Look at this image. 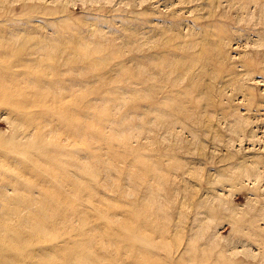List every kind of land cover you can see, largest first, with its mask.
<instances>
[{"label": "rangeland", "instance_id": "rangeland-1", "mask_svg": "<svg viewBox=\"0 0 264 264\" xmlns=\"http://www.w3.org/2000/svg\"><path fill=\"white\" fill-rule=\"evenodd\" d=\"M0 140V264H264V0H0Z\"/></svg>", "mask_w": 264, "mask_h": 264}, {"label": "bare ground", "instance_id": "bare-ground-1", "mask_svg": "<svg viewBox=\"0 0 264 264\" xmlns=\"http://www.w3.org/2000/svg\"><path fill=\"white\" fill-rule=\"evenodd\" d=\"M2 52H3V51H2ZM20 52H21V50H20ZM22 52H23V51H22ZM24 53H25V52H24ZM24 53H22V54H24ZM7 54H8V53H7ZM19 54H20V53H19ZM22 54H20V55H22ZM33 54H34V53H33ZM28 55H29V54H28ZM31 55H32V54H31ZM29 56H30V55H29ZM17 57H18V56H17ZM47 59H48V58H47ZM68 59H69V58H68ZM48 60H49V59H48ZM17 61H18V60H17ZM32 61H33V60H32ZM19 62H20V61H19ZM21 62H22V60H21ZM21 62H20V63H21ZM24 62H26V60H25ZM43 62H44V61H43ZM50 62H51V60H50ZM46 63H47V61H46ZM21 64H23V63H21ZM21 64H19V66H20ZM24 64H25V63H24ZM26 64H27V62H26ZM47 64H48V63H47ZM17 65H18V64H17ZM14 66H15V65H14ZM23 66H24V65H23ZM12 67H13V66H12ZM7 68H8V67H7ZM49 68H50V67H49ZM162 68H163V67H162ZM162 68H161V70H163ZM181 71H182V70H181ZM178 72H179V74L181 73L179 70H178ZM173 73H174V72H173ZM168 74H169V73H168ZM171 74H172V73H170V75H171ZM174 74H175V73H174ZM172 75H173V74H172ZM176 76H177V74H176ZM181 76H184V72L182 73V75H180V77H181ZM176 78H177V77H176ZM178 79H179V77H178ZM154 85H155V84H154ZM157 86H158V85H157ZM154 87H155V86H154ZM157 90H158V88H157ZM159 90H160V89H159ZM54 101L56 102V100H54ZM30 102H31V101H30ZM30 102H29V104H30ZM34 104H35V103H34ZM21 105H22V104H21ZM25 105H26V104H25ZM30 105H31V104H30ZM30 105H29V106H30ZM15 106H16V105H15ZM17 106H18V105H17ZM17 106H16V107H17ZM19 106H20V105H19ZM31 106H32V105H31ZM31 106H30V108L33 109V108H32L33 106H32V107H31ZM35 106H36V105H35ZM177 106H178V105H177ZM179 106H180V105H179ZM179 106H178V107H179ZM23 107H24V106H23ZM42 107L47 108L48 106H45V105H44V106H42ZM8 108H10V107H8ZM17 108H18V107H17ZM24 108H25V110H24V109H23V110L26 111V107H24ZM181 108H182V106H180L178 109H181ZM18 109L21 110L20 107H19ZM18 109H17V110H18ZM42 109H43V108H42ZM75 109H76V108H75ZM77 109H78V108H77ZM15 110H16V109H15ZM46 110H47V109H46ZM46 110H45V111H46ZM50 110H51V109H50ZM50 110H49V111H50ZM53 110H54V109H53ZM31 111L34 112L35 110H34V111L31 110ZM31 111H30V112H31ZM74 111H75V110H74ZM9 112H11V110H9ZM17 112H18V111H17ZM19 112H21V111H19ZM35 112L37 113V111H35ZM79 112H80V111H79ZM160 112L162 113V111H160ZM21 113H24V112L22 111ZM26 113H28V112H26ZM36 113H33V114H35V116H37ZM44 113H47V112H44ZM44 113L42 112L43 115H44ZM70 113H71V112H70ZM70 113H69V114H70ZM74 113H77V112L75 111ZM80 113H82V111H81ZM163 113H164V112H163ZM163 113H162V114H163ZM168 113H172V111H171V112L169 111ZM33 114H32V115H33ZM47 114H48V113H47ZM49 114H51V112H49ZM53 114H55V113H53ZM56 114H57V116L59 115L58 112H57ZM80 115H81V114H80ZM82 115H83V114H82ZM82 115H81V116H82ZM60 116H62V115L60 114ZM60 116H59V117H60ZM77 116L80 117L79 115H77ZM9 117H10V114H9ZM15 117H16V116H15ZM31 117H32V116H31ZM37 117H38V116H37ZM40 117H41V116H40ZM44 117H45V116H44ZM22 118H23V117H21V118L19 119V118L17 117V118H15V120H17V119H18V120H22ZM28 118H30V117H28ZM57 118H58V117H57ZM62 118L65 119L64 117H62ZM10 119L12 120V119H13V116L10 117ZM24 119H25V117L23 118V121H24ZM32 119H34V118H32ZM53 119H55V118H53ZM63 119L58 118L59 121H61V120H63ZM66 119H67V117H66ZM79 119H80V118H79ZM13 120H14V119H13ZM13 120H12V121H13ZM58 120H57V122H59ZM67 120H68V119H67ZM69 120H70V119H69ZM73 120H74V119H73ZM12 121H11V123H13ZM38 121H39V120H38ZM38 121H37V122H38ZM63 121H64V120H63ZM79 121H80V120H79ZM79 121H77V122H79ZM29 122H30V121H29ZM33 122H34V121H33ZM43 122H44V121H42V123H43ZM48 122L50 123V121H48ZM53 122H54V121H53ZM53 122H52V125H53ZM70 122H71V121H70ZM15 123H16V122H15ZM15 123H14V124H15ZM19 123H20V122H19ZM44 123H45V122H44ZM46 123H47V122H46ZM73 123H74V122H73ZM80 123H82V121H81ZM14 124H13V125H14ZM16 124H17V123H16ZM20 124H21V123H20ZM26 124H27V125L30 124V126L32 125L31 122H30L29 124H28V122H27ZM38 124H39V123H38ZM60 124H61V122H60ZM62 124H65V122H62ZM67 124H68V123H67ZM75 124H76V121H75ZM77 124H78V123H77ZM33 125H35V127L37 128V124H35V122L33 123ZM33 125H32V127H33ZM52 125H51V127H52ZM58 125H59V124H58ZM58 125H57V123H56V126H58ZM14 126H15V125H14ZM16 126H17V125H16ZM20 126L22 127V124H21ZM42 126H44V125L42 124ZM53 126H55V125H53ZM56 126H55V127H56ZM60 126H62V125H60ZM68 126H69V125H68ZM75 126H76V125H75ZM79 126H81V124L78 125V126H76V127L79 128V130L82 129V126H81V127H79ZM18 127H19V126H18ZM21 127H20V128H21ZM25 127H26V126H25ZM45 127H46V124H45ZM55 127H52V128H53L52 133H53L54 130L57 128V127H56V128H55ZM76 127H75V128H76ZM15 128H16V127H15ZM20 128H19V129H20ZM28 128H29V126H28ZM38 128H39V126H38ZM46 128H47V127H46ZM54 128H55V129H54ZM62 128H63V127H62ZM68 128H70V126H69ZM26 129H27V127L25 128V130H26ZM29 129H30V128H29ZM41 129L43 130V128H41ZM13 130H14V129H13ZM20 130H21V129H20ZM51 130H52V129H51ZM71 130H72V126H71ZM71 130H70V131H71ZM23 131H24V129H23ZM23 131H22V132H23ZM44 131H45V130H44ZM49 131H50V130L47 129V132H49ZM75 131H77V130H75ZM15 132H16V130H15ZM22 132H21V133H22ZM26 132H27V131H26ZM37 132H39V131H37ZM30 133H31V130H30ZM30 133H29V134H30ZM40 133H41V131H40ZM42 133H43V132H42ZM45 133H46V132H45ZM45 133L43 134V136H44V135H45V136H46V135H49V134H47V133L45 134ZM72 133H73V130H72ZM74 133H75V132H74ZM76 133H77V132H76ZM18 134H19V133H18ZM38 134H39V133H38ZM68 134H69V133H68ZM68 134H67V135H68ZM21 135H22V134H21ZM40 135H41V134H40ZM65 135H66V134H65ZM15 136H16V135H14V137H15ZM36 136H37V135H36ZM73 136H74V135H73ZM26 137L28 138V136H26ZM70 137H71V136H70ZM70 137L67 136V138H70ZM74 137H75V136H74ZM27 138H26V139L24 138L23 141L25 142V141L27 140ZM33 138H34V137H33ZM39 138H40V137H39ZM41 138H43V137H41ZM41 138H40V139H41ZM75 138H78V137H75ZM11 139H12V138H11ZM14 139L18 140L17 138H14ZM28 139H30V138H28ZM37 139H38V138H37ZM40 139H38V140H40ZM44 139H46L45 141L47 142V138L45 137ZM8 140H9V139H8ZM35 140H36V139H35ZM0 141H1V140H0ZM9 141H10V140H9ZM27 141H28V140H27ZM31 141H33V140H31ZM63 141H64V139H63ZM16 142H17V141H16ZM33 142H35V141H33ZM19 143H20V142H19ZM21 143H22V141H21ZM26 143H28V142H26ZM0 144L3 145V142H0ZM14 144H16V143L13 142V144L11 145V149L13 148V145H14ZM31 144H32V143H30V145H31ZM44 144H45V143H44ZM46 144H47V143H46ZM48 144L51 145V142L48 143ZM52 144H53V143H52ZM57 144H58V143H57ZM58 145H59V144H58ZM15 146H16L17 150L14 149V151L16 150L17 153H18V152H19L18 149H19L20 147L18 148L17 145H15ZM20 146H21V144H20ZM24 146H25V145H23V147H24ZM51 146H52V145H51ZM55 146H56V145H55ZM63 146H64V145H63ZM0 147H1V146H0ZM3 147H4V146H3ZM25 147H26V146H25ZM52 147H53V146H52ZM58 147H60V146H58ZM5 148H7V147H5ZM14 148H15V147H14ZM8 149H9V148H8ZM25 149H26V148H25ZM25 149L23 148V150H25ZM1 150H2V149H1ZM1 150H0V152H1ZM23 150L21 149L22 153H18V156H17V153H16V157H20L21 155H22V157H23V153L25 154L24 156H27L26 153H25V152H27V151L23 152ZM59 150H60V151L62 150V146H61V149H59ZM4 151H5V150H4ZM8 151H10V150H8ZM11 151H12V150H11ZM28 152H29V151H28ZM49 152H50V151H49ZM62 152H63V151H62ZM62 152H61V153H62ZM50 153H51V152H50ZM64 153H65V152H64ZM10 154L12 155L11 158H13V155H14V154H12L11 152H10ZM20 154H21V155H20ZM53 154H55V153H53ZM8 155H9V154L7 153V157H8ZM30 155H31V154H30ZM67 155H68V154H67ZM31 156L33 157V155H31ZM54 156H55V155H54ZM75 156L78 157L79 154H78V155H75ZM80 156H81V155H80ZM80 156H79V158H80ZM22 157H21V158H22ZM63 157H64V154H63ZM66 157H67V156H65V158H66ZM77 157H76V158H77ZM25 158H26V157H25ZM36 158H37V157H36ZM36 158H35V159H36ZM79 158H77V159H79ZM1 159H2V158H1ZM3 159H4V156H3ZM13 159H14V158H13ZM16 159H17V158H16ZM16 159H15V160H16ZM22 159H23V158H22ZM26 159H27V158H26ZM9 160H11V159H9ZM9 160H8V161H9ZM31 160H32V159H31ZM33 160H34V158H33ZM55 160H56V159H55ZM22 161L24 162L25 160H22ZM27 161H29V159H28ZM12 162H13V160H12ZM34 162H35V161H34ZM34 162L31 163V164H33L32 166H36V165H35L36 162H35V163H34ZM59 162H60V161H58L57 163H59ZM77 162H78V161H77ZM1 163H3V162H1ZM9 163H10V161L8 162V164H9ZM13 163H15V161H14ZM13 163H12V164H13ZM19 163H20V162H19ZM19 163H18V164H19ZM28 163H29V162H28ZM79 163H81V162H79ZM24 164H25V163H24ZM29 164H30V163H29ZM10 165H11V164H10ZM10 165H9V166H10ZM37 165H38V164H37ZM66 165H67V164H66ZM1 166H2V165H1ZM3 166H4V169L7 170V168H5L7 165H6V166L3 165ZM72 166H73V165H72ZM81 166H82V165H81ZM1 168H2V167H1ZM1 168H0V169H1ZM8 168H9V167H8ZM26 168H27V167H25V169H26ZM33 168H34V167H33ZM73 168H74V167H73ZM2 169H3V168H2ZM2 169H1V170H2ZM35 169H37V168H35ZM56 169H57V168H56ZM77 169H78V167H77ZM79 169H80V168H79ZM5 170H4V171H5ZM17 170H18V168L16 169V171H17ZM20 170H21V169H19V171H20ZM26 170H27V169H26ZM26 170H25V171H26ZM54 170H55V169H54ZM2 171H3V170H2ZM8 171H9V169H8ZM8 171H6V172L8 173ZM22 171H23V170H22ZM22 171L20 172V174H22ZM28 171H30V170H28ZM55 171L58 173L59 170H58V171L55 170ZM11 172H12V171L10 170L9 174H10ZM17 172H18V171H17ZM59 172H60V171H59ZM12 173H13V172H12ZM23 173H25V172H23ZM30 173H31V172H30ZM53 173L55 174V172H53ZM2 174H3V173H2ZM4 174H5V173H4ZM58 174H59V173H58ZM70 174H71V173H70ZM80 174H81V173H80ZM0 175H1V174H0ZM11 175H12V174H11ZM22 175H23V174H22ZM25 175H27V172H26ZM34 175H35V174H34ZM34 175H33V176H34ZM60 175H61V174H60ZM17 176H18V175H17ZM62 176H63V175H62ZM62 176H61V177H62ZM70 176H71V175H70ZM0 177H5V175H4V176H0ZM14 177H15V176H14ZM20 177H21V175H20ZM20 177H19V178H20ZM27 177H28V175H27ZM52 177H53V175H52ZM61 177H60V178H61ZM64 177H65V176H64ZM64 177H63V178H64ZM7 178H8V176H7ZM11 178H12V176H11ZM11 178H10V179H11ZM28 178H29V177H28ZM44 178H45V177H44ZM65 178H66V177H65ZM65 178H64V179H65ZM77 178H78V177H77ZM77 178H76L75 180H77ZM79 178H81V177H79ZM10 179H9V180H10ZM54 179H55V178H54ZM64 179H63V180H64ZM21 180H22V178H21ZM58 180H59V179H58ZM4 181H5V180H4ZM11 181H13V180H11ZM11 181H8V182L10 183ZM14 181H16V180H14ZM66 181H67V180H66ZM70 181H71V180H70ZM8 182H7V183H8ZM18 182H19V181H18ZM18 182L16 181L17 186H18ZM20 182L22 183V181H20ZM24 182L28 183L27 181H24ZM29 182H30V181H29ZM14 183H15V182H14ZM31 183H32V182H31ZM0 184H1V183H0ZM10 184H13V183H10ZM10 184H7L6 186L9 185V187H11ZM73 184H74V183H73ZM76 184H77V183H76ZM79 184H80V183H79ZM79 184H78V185H79ZM13 185H14V184H13ZM13 185H12V187H13ZM21 185H22V184H21ZM31 185H32V184H31ZM33 185H34V182H33ZM33 185H32V186H33ZM6 186H5V187H6ZM24 186H25V185H24ZM35 186H37V185H34L33 187H35ZM5 187H4V188H5ZM9 187H8V189H10ZM12 187H11V188H12ZM20 187H21V186H20ZM23 188H24V187H23ZM35 188H36V187H35ZM40 188H41V187H40ZM42 188H43V187H42ZM46 188H47V187H46ZM46 188H45V190H47ZM60 188H62V187H60ZM6 189H7V188H6ZM6 189H5V190L3 189V190L6 192V191H7ZM12 189H13V188H12ZM37 189H38L37 191H39V188H37ZM57 189H58V188H57ZM57 189H56V191H57ZM3 190H0V191H3ZM10 190H11V189H10ZM15 190H16V188H15ZM17 190H18V189H17ZM21 190H22V189H21ZM21 190H20V191H21ZM23 190H24V189H23ZM49 190H50V189H49ZM49 190H48V192L46 191L45 193H49ZM59 190H61V193H62V192H63L62 190H64V189H59ZM42 191H44V188H43ZM8 192L11 193L12 191L10 192V191L8 190ZM8 192H6V193H8ZM15 192L17 193V192H19V190H18V191H15ZM57 192H58V191H57ZM0 193H1V192H0ZM16 193H15V194H16ZM30 193H31V191H30ZM30 193H29V194H30ZM35 193H36V192H35ZM43 193H44V192H43ZM52 193H54V192H52ZM65 193H66V190H65ZM65 193H64V194H65ZM1 194H3V192H2ZM50 194H51V193H50ZM55 194H56V193H55ZM62 194H63V193H62ZM9 195H10V194H9ZM40 195H41V194H40ZM3 197H4V196H3ZM5 197H6V196H5ZM34 221H35V220H34ZM34 221H33V223H34ZM36 222H37V221H36ZM39 224H40V223H39ZM37 225H38V223H37ZM40 226H41V225H40ZM1 227H2V226H1ZM1 227H0V228H1ZM34 227H35V223H34ZM42 227H44V226H42ZM35 228H36V227H35ZM40 228H41V227H40ZM40 228H37V229H40ZM44 228L47 229L46 227H44ZM3 230H5V228H2V232H1V233H3ZM40 230L42 231V233H44V231H46V230L43 231L42 228H41ZM0 231H1V230H0ZM5 231L7 232V230H5ZM36 231H37V230H36ZM47 231H48V230H47ZM6 232H4V234H5ZM37 232H38V231H37ZM9 233H10V232H9ZM9 233H8V235H9ZM45 233H46V232H45ZM38 234H39V233H38ZM39 235H40V234H39ZM43 236H44V235H43ZM6 237L8 238V236H6ZM6 237H5V238H6ZM11 237H13V236H11ZM139 237H140V236H139ZM5 238L2 237L1 240L3 241V239H5ZM14 238H15V237H14ZM17 238H18V237H17ZM19 238H20V237H19ZM21 238H23V237H21ZM60 238H61V237H60ZM133 238L135 239V237H133ZM15 239H16V238H15ZM23 239L26 240V238H23ZM57 239H58V238H57ZM62 239H63V238H62ZM62 239H60V240H58V241L60 242ZM68 239H69V238H68ZM134 239H133V242L135 243V240H134ZM137 239H138V237H137ZM137 239H136V242H142V241L140 240L141 237H140V239H138V240H140V241H137ZM142 239H143V238H142ZM5 240H6V239H5ZM5 240H4V241H5ZM17 240L19 241V239H17ZM65 240H66V238H65ZM145 240H146V239H145ZM2 241H1V243H2ZM4 241H3V243H4ZM18 241H17V242H18ZM21 241H22V240H21ZM23 241H24V240H23ZM23 241H22V242H23ZM62 241L64 242V240H62ZM62 241H61L60 243H62ZM67 241H70V240H67ZM67 241H65V242H66L65 244H67ZM19 242H20V241H19ZM24 242H25V241H24ZM56 242H57V241H56ZM72 242H73V241H72ZM72 242H71V243H72ZM145 242H146V241H145ZM3 243H2V244H3ZM6 243H7V242H6ZM75 243H76V242H75ZM75 243H74V244H75ZM146 243H147V242H146ZM241 243H242V242H241ZM58 244H59V243H58ZM74 244H73V245H74ZM76 244H77V243H76ZM79 244H80V246H79V245H78V246L82 248L81 243H79ZM143 244H144V242H143ZM143 244H142V245H143ZM18 245H19V244H18ZM69 245H70V244H69ZM144 245H145V244H144ZM146 245H147V246H148V245L150 246V244H146ZM15 246H16V245H15ZM67 246H68V245H67ZM74 246H75V245H74ZM192 246H193V245H192ZM9 247H10V246H9ZM42 247H43V246H42ZM42 247H41V249L46 248V247H43V248H42ZM70 247H71V248H70ZM70 247H69V248H70V251H71L73 246H70ZM79 247H77V249H78ZM137 247H139V246L137 245ZM142 247H143V246H142ZM10 248H11V247H10ZM53 248H54V249L51 250L52 252L55 251V248H56V247H53ZM58 248H60V247H58ZM74 248H76V246H75ZM84 248H85V247H84ZM133 248H134V246H133ZM148 248H149V247H148ZM1 249H2V248H1ZM1 249H0V250H1ZM46 249H47V248H46ZM46 249H44V250H46ZM48 249H50V248H48ZM64 249H65V248H64ZM66 249H67V248H66ZM77 249H75L76 251H75V250H74V251H75V252H79V251L81 250V249H80L79 251H77ZM87 249H89V248L87 247ZM4 250H5V249H4ZM44 250H43V251H44ZM145 250H146V249H145ZM22 251H24V249H23ZM41 251H42V250H41ZM63 251H64V250H63ZM63 251L58 250V252H56V253L54 252L53 254L55 255V254H57V253L59 254L60 252H62V253H67V252H68V251H67V252H63ZM83 251H84V250H82V252H83ZM89 251H90V249H89ZM135 251H136V249L133 250V253H134ZM2 252H3V250H2ZM7 252H8V251H7ZM12 252H13V251H12ZM12 252H11V253H12ZM35 252L37 253L36 250H35ZM35 252H34V253H35ZM44 252H46V251H44ZM75 252H74V253H75ZM139 252H140V251H139ZM8 253H9V252H8ZM28 253H29V252H28ZM34 253H32V254H34ZM69 253H70V252H69ZM92 253H93V252H92ZM136 253H137V251H136ZM136 253H135V254H136ZM0 254H1V253H0ZM30 254H31V253H30ZM32 254H31V255H32ZM37 254H38V253H37ZM40 254H41V256H43L44 258H46V257L40 252V249H39L38 257H39ZM48 254H49V253H47V257L49 256ZM71 254H73V251H72V253H70L69 255L72 256ZM77 254H80V253H77ZM89 254H90V253H89ZM135 254H134V255H135ZM137 254H139V253H137ZM8 255H9V254H8ZM45 255H46V254H45ZM60 255H61V254H60ZM60 255H59V256H60ZM73 255H74V256H79V255H76V254H73ZM80 255H81V254H80ZM83 255H85L84 252H83ZM96 255H97V254H93V258H94ZM222 255H223V254H222ZM0 256H1V255H0ZM10 256H11V255H9L8 257H10ZM35 256H36V254H35ZM41 256H40V258H41ZM50 256H51V254H50ZM50 256H49V257H50ZM52 256H53V255H52ZM59 256H58V257H59ZM65 256L67 257V254H65L63 257H65ZM70 256H68V257H70ZM89 256H91V255H89ZM135 256H136V255H135ZM220 256H221V255H220ZM84 257H85V256H83V258H84ZM87 257H88V255H87ZM87 257H86V258H87ZM2 258H3V254H2V256L0 257V259H2ZM11 258H12V257H11ZM40 258H39V262H40ZM53 258H55V257L53 256ZM61 258H62V257H61ZM73 258H74V257H73ZM73 258L71 257V259H73ZM77 258H78V257H76V259H77ZM79 258H80V256H79ZM79 258H78V259H79ZM83 258H82V260H83ZM8 259H9V258H8ZM48 259H49V258H47V260H48ZM64 259H65V258H64ZM78 259H77V262H78ZM97 259H99V257H98ZM97 259H96V260H97ZM2 260H3V259H2ZM5 260H7V259H5ZM25 260H26V259H25ZM42 260H43V259H42ZM44 260H45V259H44ZM47 260H45V261H46V263L44 262L45 264H49V263H47V262H48ZM65 260H66V259H65ZM68 260H69V259H68ZM68 260H67L66 262H70V261H68ZM80 260H81V258H80ZM80 260H79V261H80ZM85 260H86V259H85ZM85 260H84V261H85ZM101 260H102V259H101ZM9 261H10V260H9ZM9 261H8V262H9ZM52 261H54V260H52ZM55 261H56V260H55ZM86 261H87V260H86ZM86 261H85V264H86ZM90 261L92 262V260H90ZM90 261H89V259H88V264L90 263ZM145 261H147V259H146ZM1 262H2V261H1ZM3 262H4V261H3ZM17 262H18V261H17ZM74 262H76V261H74ZM5 263L7 264L6 261H5ZM9 263H10V262H9ZM9 263H8V264H9ZM14 263H15V262H14ZM72 263H73V262H72ZM81 263L84 264L82 261H81ZM99 263H100V261H99ZM2 264H3V263H2ZM10 264H12V263H10ZM28 264H29V263H28ZM52 264H53V263H52ZM70 264H71V262H70ZM78 264H80V263L78 262ZM96 264H98V263L96 262ZM138 264H139V263H138ZM237 264H238V263H237Z\"/></svg>", "mask_w": 264, "mask_h": 264}]
</instances>
